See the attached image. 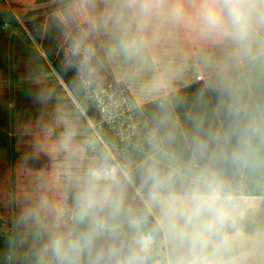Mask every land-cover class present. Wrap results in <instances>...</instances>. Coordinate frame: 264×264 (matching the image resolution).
<instances>
[{
	"label": "clouds",
	"instance_id": "obj_1",
	"mask_svg": "<svg viewBox=\"0 0 264 264\" xmlns=\"http://www.w3.org/2000/svg\"><path fill=\"white\" fill-rule=\"evenodd\" d=\"M57 17L81 80L98 76L101 39L108 58L131 60L180 39L207 68L264 61V0H66ZM261 129L264 119L246 125L236 146L213 158L237 170L264 164ZM50 151L79 146L68 133ZM125 176L101 156L65 173L71 204L66 190L28 204L16 223L32 237V264H264V225L254 226L243 187L223 167L150 169L138 207L127 202Z\"/></svg>",
	"mask_w": 264,
	"mask_h": 264
},
{
	"label": "trees",
	"instance_id": "obj_2",
	"mask_svg": "<svg viewBox=\"0 0 264 264\" xmlns=\"http://www.w3.org/2000/svg\"><path fill=\"white\" fill-rule=\"evenodd\" d=\"M46 1L38 0L39 3ZM10 40L9 34L0 35V62L6 77L10 68L16 79L47 75L52 69L58 76L51 84L21 85L14 89L13 116L16 127L46 122L56 137L66 132L88 138L98 131L140 193L146 190L145 178L150 169H175L165 157L185 166L207 164L223 167L243 189L249 182L264 188V164L237 170L231 164L214 159L212 155L214 151L234 148L245 135L246 125L264 119V72L246 73L248 91L210 89L199 81L135 106L136 122L143 131L122 138L114 129L113 120L103 112L96 93L114 87V90L122 91L126 98L131 99V92L123 81L112 77L102 62L97 77L90 81L81 80L77 69L68 66L67 46L61 47L51 66L36 48L27 45L20 37H13L11 47ZM37 40L41 41L40 36H37ZM100 76L105 77L102 87L99 86ZM59 93L64 97L61 103L68 115L67 124L63 127H58L56 118ZM4 128L7 130L8 126L2 123L0 117V141L8 142L10 134L2 130ZM201 141L206 142V148L201 146ZM255 142L264 152V129L256 132ZM122 155L128 157L129 162H125ZM72 194L70 185L69 204ZM244 195L264 196V191L248 193L244 189ZM18 229L20 235L17 237L13 264H32V258L28 255L31 242L25 236L26 230L19 225Z\"/></svg>",
	"mask_w": 264,
	"mask_h": 264
},
{
	"label": "rangeland",
	"instance_id": "obj_3",
	"mask_svg": "<svg viewBox=\"0 0 264 264\" xmlns=\"http://www.w3.org/2000/svg\"><path fill=\"white\" fill-rule=\"evenodd\" d=\"M64 3H56L40 10H30L21 19L22 23H19L15 18H10V29L7 32L11 36L10 47L13 37L18 36L44 56V50L41 46L44 24L48 15L60 9ZM42 26L43 28H41ZM37 36H40L41 41L37 40ZM63 38L62 46L68 47L66 31ZM97 44L99 58L107 71L116 80L123 81L131 92V99L126 98L122 91L114 90V87L96 93L103 112L109 119L113 120L114 129L122 138H127L136 133L140 134L143 131L136 122L135 106L164 97L166 93L192 82L196 75L203 73L212 78L209 81L210 84L233 88L241 85L243 80H247L245 70L246 68L250 69V63L247 65H221L211 68L204 65L160 64L159 58L153 59L151 57L150 50L141 55V58L136 57L131 60L122 56L108 58L104 40H98ZM61 47L56 50L57 54ZM45 50L49 56L46 60L52 66L54 50ZM256 63L255 68L264 72V61H257ZM57 78L56 72L52 69V72L47 75L16 79L12 68L6 77L0 62V117L2 123L8 126L7 130L5 128L2 130L10 134L8 142L0 141V264L14 263L13 256L18 246L17 237L20 235L16 223L18 212L22 211L45 190L50 192L66 190L68 192L70 184L65 177L68 170H74L81 163L86 165L101 156L110 157L122 165L101 139L98 131L94 136L88 138L77 137L72 134L75 144L79 146V151L75 154L66 152L53 155L50 151L51 145L68 133L62 132L59 137H56L46 122L15 126L13 116L14 89L21 85L51 84ZM99 80V86L102 87L105 84V77L100 76ZM58 98L60 103H58V115H56L57 125L63 127L67 124L68 115L61 103L64 98L63 95L59 93ZM122 156L125 162H129L128 157ZM164 159L175 168L187 169L191 167L171 161L167 157ZM256 186L258 188H254ZM125 189L128 204L132 207H138L142 193L138 192L127 172ZM244 189L248 193L254 190L264 191L260 184L253 186L250 182ZM245 197L254 226L264 225V196ZM27 238L32 243V237L27 235Z\"/></svg>",
	"mask_w": 264,
	"mask_h": 264
},
{
	"label": "crops",
	"instance_id": "obj_4",
	"mask_svg": "<svg viewBox=\"0 0 264 264\" xmlns=\"http://www.w3.org/2000/svg\"><path fill=\"white\" fill-rule=\"evenodd\" d=\"M66 2V0H48L43 3H39L38 0H0V35L9 31L10 27V18H15L19 23H22V18L26 16L30 10H40L44 9L50 5L56 3ZM63 7V6H62ZM60 7V9L62 8ZM53 11L50 13L44 24V33L41 42V46L44 50V56L48 59V54L45 49L54 50L53 58L57 56V49L60 48L64 41V32L65 27L59 22L57 13L59 10ZM104 44L106 41L104 40ZM151 57L159 58L160 64L166 65H204L200 60L197 59L196 55L190 50V46L183 40L177 39L175 41H170L166 43H160L150 50ZM223 54L220 51L216 52L217 57H221ZM48 56V57H47ZM141 58L142 56H138ZM161 60V61H160ZM236 64L235 62H227L223 65ZM257 63H250V69L246 68L247 71H258L255 66ZM247 65V64H246ZM209 76V77H208ZM212 77V75H211ZM210 75L198 74L194 80L180 88L186 87L188 85L194 84L196 82L202 81L210 89L223 90L229 89L234 91H248L249 85L247 80H243L241 85H237L233 88H225L218 85H212L209 83ZM180 88H177L173 91H176ZM171 91V92H173ZM171 92L166 93L165 96L169 95ZM159 99V98H158ZM153 101V100H152ZM150 102V101H148ZM147 103V102H146ZM142 105V104H141Z\"/></svg>",
	"mask_w": 264,
	"mask_h": 264
}]
</instances>
